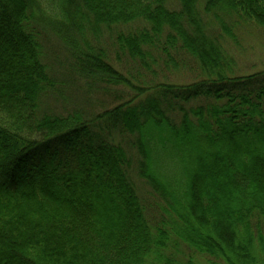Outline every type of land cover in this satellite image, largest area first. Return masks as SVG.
Segmentation results:
<instances>
[{"label":"trees","instance_id":"trees-1","mask_svg":"<svg viewBox=\"0 0 264 264\" xmlns=\"http://www.w3.org/2000/svg\"><path fill=\"white\" fill-rule=\"evenodd\" d=\"M243 26L264 0H0V264H264Z\"/></svg>","mask_w":264,"mask_h":264},{"label":"rangeland","instance_id":"rangeland-1","mask_svg":"<svg viewBox=\"0 0 264 264\" xmlns=\"http://www.w3.org/2000/svg\"><path fill=\"white\" fill-rule=\"evenodd\" d=\"M238 35L237 43L227 40L225 47L238 62L239 72L252 73L264 69V32L258 28L243 26ZM56 56L61 57L60 52ZM167 79L170 82H191L195 78L190 73H178ZM202 264H206L204 258Z\"/></svg>","mask_w":264,"mask_h":264}]
</instances>
